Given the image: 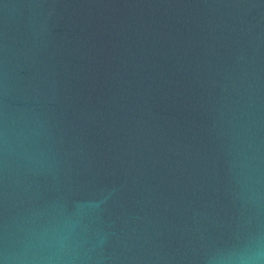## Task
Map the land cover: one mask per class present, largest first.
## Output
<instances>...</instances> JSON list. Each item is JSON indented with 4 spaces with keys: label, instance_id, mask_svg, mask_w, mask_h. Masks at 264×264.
<instances>
[{
    "label": "water",
    "instance_id": "95a60500",
    "mask_svg": "<svg viewBox=\"0 0 264 264\" xmlns=\"http://www.w3.org/2000/svg\"><path fill=\"white\" fill-rule=\"evenodd\" d=\"M0 264H264V0H0Z\"/></svg>",
    "mask_w": 264,
    "mask_h": 264
}]
</instances>
